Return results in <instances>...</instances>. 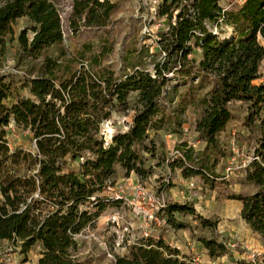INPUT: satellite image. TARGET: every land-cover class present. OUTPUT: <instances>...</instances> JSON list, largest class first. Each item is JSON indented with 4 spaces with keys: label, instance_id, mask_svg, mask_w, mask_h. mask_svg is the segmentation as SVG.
Segmentation results:
<instances>
[{
    "label": "trees",
    "instance_id": "trees-1",
    "mask_svg": "<svg viewBox=\"0 0 264 264\" xmlns=\"http://www.w3.org/2000/svg\"><path fill=\"white\" fill-rule=\"evenodd\" d=\"M67 1L72 32L105 26L115 7L111 0ZM220 2L161 0L156 16H165L167 22L157 39L161 55L150 68L134 67L123 74L80 69L64 76L59 74L58 58L46 54L63 40L61 16L53 2L0 0V58L14 38L13 24L26 17L27 24L16 36L14 67L38 60L37 70L33 65L28 74H0V241L19 244L24 256L38 244L39 257L31 264H84L76 256L77 235L94 227L109 204L120 202L100 196L108 183L114 184L117 170L125 177L135 173L140 180L148 178L155 136L159 131L178 132L183 112L192 107L199 110L194 131L203 146L196 150L180 141L182 158L168 165L171 170L180 168L184 178L201 175L208 182L217 158L225 156L219 135L233 119L230 104L238 101L245 106L242 126L254 139L245 180L256 189L229 198L241 202V218L264 246V74L259 72L264 58V0H243L229 10ZM220 19L232 28L228 38H220L207 26L218 25ZM195 48L198 56L192 55ZM9 76H20L28 95L5 103L12 91ZM173 79L186 90L168 110L174 101L168 98ZM130 93L136 94L132 121L105 143L99 124L112 113L128 110ZM10 123L28 131L35 154L11 148L6 137ZM21 161L35 164V172L19 174L12 165ZM187 214L203 227L215 226L188 202L168 203L161 216L181 229L189 225L177 215ZM197 240L209 259L227 252L225 243L214 237ZM114 264L198 263L158 237L134 242L128 255L115 256Z\"/></svg>",
    "mask_w": 264,
    "mask_h": 264
},
{
    "label": "rangeland",
    "instance_id": "rangeland-1",
    "mask_svg": "<svg viewBox=\"0 0 264 264\" xmlns=\"http://www.w3.org/2000/svg\"><path fill=\"white\" fill-rule=\"evenodd\" d=\"M58 8L65 36L61 43L49 48L46 52L51 57L58 58L61 63L59 74L69 76L71 73L88 69L93 73L111 70L115 74H123L134 67L150 68L154 58L160 57L157 39L159 31L165 27L166 17H157L150 11L151 0H111L115 7L109 21L101 27H81L72 32L68 28L70 2L67 0H51ZM225 10L236 8L240 4L236 0H221ZM27 22L16 21L13 24L14 38L7 42L5 53L0 58V71L4 67L16 65L17 41L19 30ZM209 30L220 38H228L232 28L223 20L218 25L207 24ZM30 36V30L28 32ZM158 54L151 57V54ZM193 56L199 55L197 48ZM38 60L23 61L17 65L22 74H28L31 67L37 70ZM37 64V65H36ZM33 69V68H32ZM259 72L264 74V58L260 63ZM12 81V91L5 103H10L20 96H27L28 89L23 87L20 76H9ZM257 80L256 82H258ZM177 88L173 90V85ZM207 89L205 85L200 92ZM186 90L177 80L168 83V98L174 101L168 110L178 102L179 94ZM136 94L128 97L129 108L126 111L112 113L108 119L99 124L100 134L106 142L115 132L125 131L132 121ZM233 119L226 129L220 133V144L225 156H219L214 166L213 178L208 182L201 175L188 177L194 186L187 187L186 180L180 168L171 170L169 163L179 158L175 154L180 141L198 150L203 143L197 140L194 131L199 110L188 107L182 114V124L178 132L159 131L155 136V157L149 159L152 173L146 179L140 180L135 173L128 177L121 169L117 170L114 184L100 193L101 197L110 200H120L109 204L96 218L94 227L85 228L77 235L76 256L84 264H114L115 256H125L134 242L143 238H162L171 240L187 257L198 264H236L237 261H264V246L260 237L253 233L240 216L241 202L229 198L232 194H249L256 187L245 180L243 163L252 157L254 146L253 136L242 126L245 114L243 103L234 101L230 104ZM104 123L101 126V123ZM7 140L12 149L35 154V143L27 130L13 123L7 128ZM77 167V161L70 165ZM19 174H32L35 164L19 162L12 165ZM163 195L168 202L183 201L190 203L201 216L215 221L212 228L203 227L192 215H177L178 219L189 227L174 229L170 224L163 223L161 213L155 208L158 196ZM168 225V226H167ZM144 233H148L145 236ZM198 237H214L225 243L227 252L218 259H209L206 250L197 240ZM41 247L36 244L24 256L19 244L0 241V264H31L39 257ZM192 250H194L192 253ZM215 260V261H213Z\"/></svg>",
    "mask_w": 264,
    "mask_h": 264
},
{
    "label": "built area",
    "instance_id": "built-area-1",
    "mask_svg": "<svg viewBox=\"0 0 264 264\" xmlns=\"http://www.w3.org/2000/svg\"><path fill=\"white\" fill-rule=\"evenodd\" d=\"M160 1H161V0H151L150 11H152V13H153L154 15H156V13H157V8H158V5H159ZM236 1H239V2L241 3L243 0H236ZM64 36H65V32H64V30H63V38H64ZM6 73H11V74H16V75H21V72H20L18 69H16L14 66H12V67H4V68L0 71V74H6ZM9 145H10V144H9ZM174 153L177 154L178 157H181V158H182V154H181L178 150H175ZM249 160H250V159H249ZM249 160H248L246 163H243V166L246 167V165L248 164ZM245 167H244V168H245ZM185 180H186V183H187V187H192V186H194L193 182L190 181V178H189V179L187 178V179H185ZM106 186L110 188L111 185H110V183H108ZM167 204H168V202L164 199L163 195H161V196H158V197L156 198V201H155V208L157 209V211H160V213L162 214V212H163L164 208H166ZM161 220H162L163 223H167L165 217L161 216ZM167 226H168V225H167ZM144 235H145V236H148V233H144ZM174 247L177 248L176 243L174 244ZM219 258H220V257H217V258H215V260H216V259L219 260ZM114 260H115V258H114ZM215 260H213V261H215Z\"/></svg>",
    "mask_w": 264,
    "mask_h": 264
},
{
    "label": "crops",
    "instance_id": "crops-1",
    "mask_svg": "<svg viewBox=\"0 0 264 264\" xmlns=\"http://www.w3.org/2000/svg\"><path fill=\"white\" fill-rule=\"evenodd\" d=\"M16 21H20V22H27V18L26 17H21V18H18ZM175 201H177L178 203H183V201H178L177 199H175ZM239 201V200H238ZM167 241V243L169 244V245H171V246H174V243H173V241H171V240H166ZM177 249H178V251L180 252V254H182V255H185V256H187V252H185V251H183L179 246H177ZM194 250H192V253H194L193 252ZM191 258H193V256L191 257Z\"/></svg>",
    "mask_w": 264,
    "mask_h": 264
},
{
    "label": "water",
    "instance_id": "water-1",
    "mask_svg": "<svg viewBox=\"0 0 264 264\" xmlns=\"http://www.w3.org/2000/svg\"><path fill=\"white\" fill-rule=\"evenodd\" d=\"M103 124H104V123L102 122V123H101V126H103Z\"/></svg>",
    "mask_w": 264,
    "mask_h": 264
}]
</instances>
